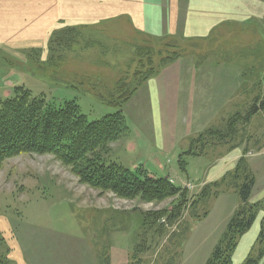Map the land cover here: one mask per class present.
<instances>
[{
	"label": "rangeland",
	"instance_id": "374dc122",
	"mask_svg": "<svg viewBox=\"0 0 264 264\" xmlns=\"http://www.w3.org/2000/svg\"><path fill=\"white\" fill-rule=\"evenodd\" d=\"M246 2L251 8L234 13L233 19L222 22L206 36L157 37L134 29L126 19L115 18L77 26L59 22L44 50L0 48V101L11 97L16 88L24 87L34 97H43L55 107L76 102L89 121H97L116 112L107 106L108 102L122 103L119 99L123 93L130 95L123 106L130 133L110 145L109 162L133 172H145L151 178L168 179L189 192L183 217L176 226L166 228L163 234L145 233L141 214L170 210L177 198L157 203L102 193L82 184L70 167L52 155L28 154L7 159L0 163L3 256L12 264H100L99 251L109 254L113 264H128L130 254L146 238L147 249L140 257L145 264H161L166 248L173 254L178 250L174 242L169 244L171 233L189 226L180 264H206L239 205V197L231 192L213 202L195 206L193 202L205 186L226 175L213 181L204 180L215 163L239 151L244 154L246 144L234 150H230V144L208 148L206 156H201L198 146L195 154L201 157L189 156V152L192 140L206 130L223 129L227 119L238 111L244 115L255 96L247 93H251L256 83L264 81V0ZM169 60L176 61L167 64ZM178 66H182L190 81L191 71L199 70L194 90L198 96L202 94L201 81L218 94L225 90L222 84L228 79L233 85L228 87V106L217 115L208 107L200 115V109L193 106L199 100L193 99L190 118L178 116L177 137L161 150L156 143L157 127L154 128L158 120L150 109L151 84L165 70ZM217 79L222 84L217 85ZM260 89L263 93L264 85ZM185 90L188 91L186 86ZM189 121L197 128L184 136L183 124ZM250 136L249 148L254 151L247 157L258 155L252 159L257 170L251 168L259 177L253 194L257 196L264 194V155L258 154L264 150L261 116L253 119L244 140ZM181 161L186 164L185 171L181 170ZM238 162L233 164L234 169ZM209 207V215L196 221ZM257 224L243 238L234 264H241L255 244L259 235Z\"/></svg>",
	"mask_w": 264,
	"mask_h": 264
},
{
	"label": "trees",
	"instance_id": "16d2710c",
	"mask_svg": "<svg viewBox=\"0 0 264 264\" xmlns=\"http://www.w3.org/2000/svg\"><path fill=\"white\" fill-rule=\"evenodd\" d=\"M174 62L169 60L167 64ZM260 65L262 69L263 64ZM245 76L243 73L244 78ZM262 85L264 81H259L253 86L251 93H247L248 96H255L247 105L244 115L238 111L227 119L223 129L209 128L191 142L189 156L198 155L195 154V148L198 146L201 147V156H206L208 148H220L230 144V150H234L246 144L237 167L220 181L205 186L198 200L193 202V206L213 202L220 195L231 192L239 197V205L206 264H234L243 238L249 235L258 222L257 240L241 264H264V200L255 203L251 201L257 178L247 156L254 150L249 148L252 137L244 140L253 119L261 116L264 120V92L260 89ZM130 98V95L125 96L123 93L119 99L122 103H107L108 107L116 110L115 113L97 121H89L81 113L76 102H65L62 106L55 107L43 97H34L24 87H18L11 97L0 101V163L20 155H52L63 165L70 167L82 184L102 193H112L120 199L139 198L145 202L157 203L177 198L170 210L141 214L142 226L147 229L145 233L152 231L163 234L166 228L176 226L183 217L184 205L189 196L188 190L171 184L165 178H151L145 172H133L121 164L109 162L108 159L110 145L130 133L123 112V106ZM261 149L263 146L258 152ZM198 156L201 157L200 154ZM185 165L183 161L180 162L182 171H185ZM209 212L210 207L202 216L192 217L201 221ZM180 230L181 228H178V231L171 233L169 238V244L174 242L173 246L176 245L179 252L177 250L173 254L166 248V257L162 256L161 264H180L191 228L187 226L183 231ZM146 240L144 238L130 254L128 264H145L140 255L147 249ZM2 243L4 239L0 234V246ZM97 256L100 264H112L109 254L97 251ZM0 264L12 262L0 253Z\"/></svg>",
	"mask_w": 264,
	"mask_h": 264
},
{
	"label": "crops",
	"instance_id": "0c3cea01",
	"mask_svg": "<svg viewBox=\"0 0 264 264\" xmlns=\"http://www.w3.org/2000/svg\"><path fill=\"white\" fill-rule=\"evenodd\" d=\"M246 7L251 8L246 0H0V48L5 46L10 49L44 50L59 22L77 26L98 24L115 18L126 19L133 24L134 29L157 37L164 34L206 36L222 22L233 19L234 13L237 14ZM198 71L195 68L191 71L190 76L193 80L190 81L182 66H178L177 69L165 70L151 84L150 109L158 120L155 121L154 128L157 127L156 143L161 150L177 137L178 116L181 114L184 118H190L193 99L199 100L198 105L194 103L193 106L196 105L200 109V115L204 107H208L213 115H217L228 106L226 98L230 97L228 87H232V80L228 79L229 81L224 84L216 80L217 85L222 84L225 89L219 91V94L210 84L208 87L201 81L202 94L198 96L194 93ZM220 74L225 75L222 72ZM193 128L197 127H193L190 121L185 122L184 136L191 135ZM133 148L136 149L134 146ZM263 153L264 150L258 154L264 155ZM242 156L243 153L239 151L236 155L230 154L227 160L215 163V168L207 172L208 179L204 180L213 181L214 178L223 177L234 169L233 164L235 165ZM256 156L252 154L248 158L254 171L257 170V164L254 165L252 159ZM256 178L257 189L259 184L257 173ZM263 196L264 194L252 195L251 201L258 202L264 198ZM255 234L254 232L253 237Z\"/></svg>",
	"mask_w": 264,
	"mask_h": 264
}]
</instances>
